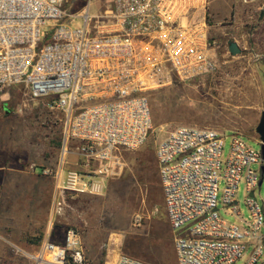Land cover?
<instances>
[{
	"label": "built area",
	"instance_id": "built-area-1",
	"mask_svg": "<svg viewBox=\"0 0 264 264\" xmlns=\"http://www.w3.org/2000/svg\"><path fill=\"white\" fill-rule=\"evenodd\" d=\"M63 1L0 0V92L22 87L60 115L58 168L41 171L55 181L56 217L68 194L99 193L121 170L120 152L145 144L152 129L147 94L215 74L220 48L208 37L211 0H110L98 15L90 14V1L70 15ZM75 19L81 27H73ZM223 143L214 130L180 126L155 147L177 264H234L247 252L246 264H264V207L255 200L264 159L234 134L223 163ZM69 158L74 169L65 170ZM243 177L249 221L240 219V227L219 217L217 193L223 180L222 204L241 218L236 194ZM115 249L103 264H151L121 254L119 243ZM13 250L32 264H88L73 228L62 244L42 241L34 256Z\"/></svg>",
	"mask_w": 264,
	"mask_h": 264
},
{
	"label": "rangeland",
	"instance_id": "rangeland-1",
	"mask_svg": "<svg viewBox=\"0 0 264 264\" xmlns=\"http://www.w3.org/2000/svg\"><path fill=\"white\" fill-rule=\"evenodd\" d=\"M89 1L91 15L103 13L110 3V0H64L63 8L70 15L77 14ZM206 19L208 37L215 38L220 45L218 71L189 82L174 80L150 91L147 98L152 129L145 144L135 151H121L119 173L106 178L97 194H68L63 214L55 217L51 227L58 241L63 239L66 229L77 230L84 256L91 255L93 264H103L108 255L115 257L117 243L120 253L132 258L151 264H177L155 160V147L169 132L190 126L220 133L224 140L223 163L234 134L260 151L255 128L264 112V1L244 5L240 0H211ZM72 24L77 28L83 22L75 19ZM45 31L46 36L52 32ZM47 41L48 38L43 44ZM229 42L238 45L239 55L228 53ZM59 118L42 101H31L22 87L0 92V144L53 145L59 150ZM224 187L221 180L217 193L219 217L243 227L240 219L249 221L244 177L236 194L241 218L228 213L222 204ZM255 200L264 207V184L255 192ZM249 254L234 264H246Z\"/></svg>",
	"mask_w": 264,
	"mask_h": 264
},
{
	"label": "crops",
	"instance_id": "crops-1",
	"mask_svg": "<svg viewBox=\"0 0 264 264\" xmlns=\"http://www.w3.org/2000/svg\"><path fill=\"white\" fill-rule=\"evenodd\" d=\"M72 160L63 165L65 170L74 169ZM58 164L59 150L53 145L0 144V264H32L13 247L34 256L44 240L62 244L51 227L56 221L51 212L55 181L41 174L45 168L56 170ZM90 256L85 259L93 264Z\"/></svg>",
	"mask_w": 264,
	"mask_h": 264
},
{
	"label": "water",
	"instance_id": "water-1",
	"mask_svg": "<svg viewBox=\"0 0 264 264\" xmlns=\"http://www.w3.org/2000/svg\"><path fill=\"white\" fill-rule=\"evenodd\" d=\"M228 53L231 56H237L241 53V50L239 49L238 45L235 42H229ZM255 132L260 140L261 158L264 159V112L261 113L259 123L255 128ZM261 174H264V167H261ZM258 185L259 186L261 185V180ZM250 196H252V194H250Z\"/></svg>",
	"mask_w": 264,
	"mask_h": 264
}]
</instances>
